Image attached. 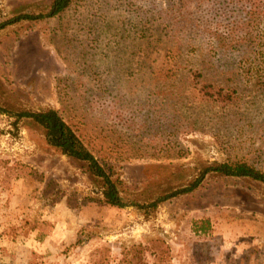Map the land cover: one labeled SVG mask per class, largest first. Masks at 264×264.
Wrapping results in <instances>:
<instances>
[{
    "label": "rangeland",
    "instance_id": "obj_1",
    "mask_svg": "<svg viewBox=\"0 0 264 264\" xmlns=\"http://www.w3.org/2000/svg\"><path fill=\"white\" fill-rule=\"evenodd\" d=\"M51 2L0 0V22ZM238 2L72 0L59 17L10 25L0 32V106L57 110L141 188L166 180L163 166L235 161L264 172V63L245 59L248 42L221 48L208 31L230 38L228 22L249 15ZM234 29L239 40L261 36L264 49V21ZM204 85L230 91L229 105H213ZM12 122L0 114V264H126L130 252L136 264H264L263 184L208 175L150 215L120 209L98 201L83 165L40 130ZM151 240L168 247L164 262L142 249Z\"/></svg>",
    "mask_w": 264,
    "mask_h": 264
},
{
    "label": "trees",
    "instance_id": "obj_2",
    "mask_svg": "<svg viewBox=\"0 0 264 264\" xmlns=\"http://www.w3.org/2000/svg\"><path fill=\"white\" fill-rule=\"evenodd\" d=\"M237 1V0H236ZM237 4L245 6L246 16L243 20L230 23V38H226L219 30H209V33L215 39L216 45L221 48H232L236 43L248 42L250 45L244 55L246 60H256L264 63V49H258L255 45L261 44V36L252 34L248 31L243 38L239 40L235 37L236 30L234 28L249 29L258 21H264V7L260 0H238ZM230 3V2H228ZM72 0H52L48 10L44 14L37 16H19L17 19L0 22V32L16 24L20 21H27V25L31 26L32 22L42 20L43 18L59 17L70 8ZM200 92L213 104L219 108H224L232 100L231 92L223 88H216L211 85H204ZM0 114L13 118L11 123L15 130H18L19 124L26 127H32L40 130L45 138L46 143L59 151L62 155L83 165L84 173L88 176L90 182L98 190V201L105 205L117 208H125L128 206L135 207L145 215H150L158 206L164 204L170 199L177 198L194 192L204 181L208 175H216L229 181L237 179H247L259 182L264 185V172L254 168L245 162L224 161L212 162L195 168H180L172 170L170 167H161V172L168 177L166 180H157L150 183H144L141 187L128 184L117 176L114 167L100 156L93 142L87 141L83 133L71 122L64 120L63 117L53 108H45L37 111H29L24 109H14L11 107H1ZM136 195L145 199L143 202H136L132 197ZM210 224L209 221H202L195 228L194 233L207 234ZM160 240H151L144 249L152 247L158 249L157 254L153 253L159 261L164 262L168 257V247L159 246ZM141 249V250H142ZM126 264H136V254L128 253L124 257ZM167 264H169L167 262Z\"/></svg>",
    "mask_w": 264,
    "mask_h": 264
}]
</instances>
